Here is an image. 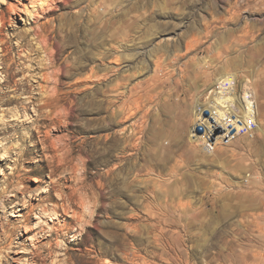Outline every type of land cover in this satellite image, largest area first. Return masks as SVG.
<instances>
[{
    "label": "rangeland",
    "instance_id": "obj_1",
    "mask_svg": "<svg viewBox=\"0 0 264 264\" xmlns=\"http://www.w3.org/2000/svg\"><path fill=\"white\" fill-rule=\"evenodd\" d=\"M1 23L0 264H264V0H0ZM222 75L258 130L209 154Z\"/></svg>",
    "mask_w": 264,
    "mask_h": 264
},
{
    "label": "built area",
    "instance_id": "obj_2",
    "mask_svg": "<svg viewBox=\"0 0 264 264\" xmlns=\"http://www.w3.org/2000/svg\"><path fill=\"white\" fill-rule=\"evenodd\" d=\"M194 114L190 135L205 153L231 146L241 137L253 138L258 130L254 89L232 75L214 81Z\"/></svg>",
    "mask_w": 264,
    "mask_h": 264
},
{
    "label": "bare ground",
    "instance_id": "obj_3",
    "mask_svg": "<svg viewBox=\"0 0 264 264\" xmlns=\"http://www.w3.org/2000/svg\"><path fill=\"white\" fill-rule=\"evenodd\" d=\"M59 1H60V0H59ZM10 9H11V8H10ZM18 9H19V8H18ZM11 10H13V9H11ZM0 26L3 27L2 23H1ZM1 27H0V28H1ZM0 32H1V30H0ZM0 34H1V33H0ZM0 41H1V43L3 42V40H1V39H0ZM43 44H44V43H43ZM45 46H46V45H45ZM46 49H47V48H46ZM49 58H50V57H49ZM49 60H50V59H49ZM49 62H50V61H49ZM50 63H51V62H50ZM51 64H54V63H51ZM53 66H54V65H53ZM29 69H30V68H29ZM29 69H28V70H29ZM32 70H33V69H32ZM35 70L40 71L39 67L35 68L33 71H35ZM24 71H25L24 68H22V69H21V72H24ZM53 72H54V71H53ZM56 72H57V71H56ZM56 72H55V73H56ZM43 74H44V73H43ZM52 74H53V73H52ZM41 75H42V74H41ZM44 75H45V74H44ZM44 75H43V76H44ZM50 75H51V74H50ZM53 75H54V74H53ZM51 76H52V75H51ZM55 76H56V74H55ZM229 76H231V75H222V76L219 77V79H222V78H228ZM24 78H25L26 81H28V80H27V77H24ZM44 78H47V77L44 76ZM41 79H43V78H41ZM7 81H9V80H6V82H7ZM40 81H41V80H40ZM44 81L47 82L48 79H47V80L45 79ZM52 87H53V86H52ZM54 87H55V86H54ZM41 89H43V88H41ZM50 89H51V88H50ZM56 89H57V88H56ZM48 90H49V89H48ZM52 91H53V90H52ZM50 92H51V91H50ZM54 92H55V91H54ZM55 93H56V92H55ZM50 94H51V97H49V96H50L49 94H47V95H49L48 97H44V100H43V103H44V104L47 103V102H50V101L52 102L51 104H53V103H54L53 101L58 100L59 97L57 98V95L55 96L53 93H50ZM39 95H40V94H39ZM41 97H42V96H41ZM38 98H39V97H38ZM36 99H37V98H36ZM41 99H42V98H41ZM59 99H61V98H59ZM33 100H34V99H33ZM35 101H36V100H35ZM32 102H34V101H32ZM55 103H57V102H55ZM49 105H50V103H49ZM56 105H58V103H57ZM40 106H41V105H39V107H40ZM52 106H55V105H52ZM57 111H58V110H57ZM57 113H58V112H57ZM193 140H194V139H193ZM194 141H195V140H194ZM119 169H120V167L114 168V169H113V172H116V171H118Z\"/></svg>",
    "mask_w": 264,
    "mask_h": 264
}]
</instances>
